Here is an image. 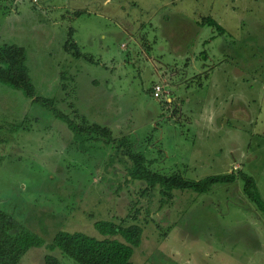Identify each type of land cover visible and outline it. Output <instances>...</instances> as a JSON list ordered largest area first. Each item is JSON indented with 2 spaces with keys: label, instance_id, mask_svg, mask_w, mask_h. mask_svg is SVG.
<instances>
[{
  "label": "rangeland",
  "instance_id": "obj_1",
  "mask_svg": "<svg viewBox=\"0 0 264 264\" xmlns=\"http://www.w3.org/2000/svg\"><path fill=\"white\" fill-rule=\"evenodd\" d=\"M4 45L27 50L38 96L128 138L152 171L239 177L163 204L160 187L130 182L115 144L78 141L0 83V206L46 243L20 264H78L47 245L59 232L103 239L100 221L143 228L131 264H264V211L240 180L252 178L264 204V0H0Z\"/></svg>",
  "mask_w": 264,
  "mask_h": 264
},
{
  "label": "trees",
  "instance_id": "obj_2",
  "mask_svg": "<svg viewBox=\"0 0 264 264\" xmlns=\"http://www.w3.org/2000/svg\"><path fill=\"white\" fill-rule=\"evenodd\" d=\"M202 24L214 26L220 33H224L223 27L210 17L203 18ZM66 51L77 59L84 57L74 42L73 44L67 43ZM27 61L28 53L24 47L18 45L1 47L0 83L14 90L22 91L27 98L52 110L57 119L68 125L78 141L101 139L108 145L115 144L116 149L128 157L132 163L128 174L131 181L128 180V182L137 181L147 186L143 190V194L147 193L150 188L160 187L162 202L165 204L173 199V192L177 190L193 191L196 194L204 195L216 185H231L239 180L236 173L210 176L201 181H193L180 174L167 176L152 171L147 157L143 153L134 152L128 138L117 140L108 127L88 122L78 123L69 115L58 110L53 100L38 96ZM240 180L245 183V194L264 211V204L256 194L252 178L242 175ZM95 228L103 239L82 232H59L53 243L48 244L47 248L52 252L61 251L78 264L132 263L135 250L141 246L143 241L144 230L141 226L122 227L111 221H100L95 223ZM45 244L43 238L32 231L24 230L23 226L0 206V264H20L32 248H41ZM45 262L46 264H61L56 257L50 255L46 257Z\"/></svg>",
  "mask_w": 264,
  "mask_h": 264
},
{
  "label": "built area",
  "instance_id": "obj_3",
  "mask_svg": "<svg viewBox=\"0 0 264 264\" xmlns=\"http://www.w3.org/2000/svg\"><path fill=\"white\" fill-rule=\"evenodd\" d=\"M34 2H37V0H34ZM163 91V89H162V87L161 86H158V85H156L155 87H154V95H155V97L156 98H159L160 97V93Z\"/></svg>",
  "mask_w": 264,
  "mask_h": 264
}]
</instances>
